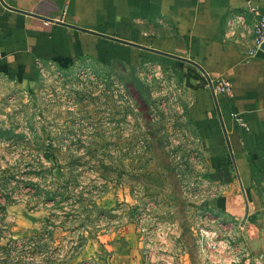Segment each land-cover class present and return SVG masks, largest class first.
Returning <instances> with one entry per match:
<instances>
[{
	"label": "rangeland",
	"instance_id": "374dc122",
	"mask_svg": "<svg viewBox=\"0 0 264 264\" xmlns=\"http://www.w3.org/2000/svg\"><path fill=\"white\" fill-rule=\"evenodd\" d=\"M193 96L187 77L155 65H51L32 90L0 81V184L14 178L6 222L18 242L10 264H109L124 219L144 228L147 244L211 222ZM26 179L61 207L38 208ZM44 232L41 244L28 242ZM86 238L94 243L82 259Z\"/></svg>",
	"mask_w": 264,
	"mask_h": 264
},
{
	"label": "crops",
	"instance_id": "0c3cea01",
	"mask_svg": "<svg viewBox=\"0 0 264 264\" xmlns=\"http://www.w3.org/2000/svg\"><path fill=\"white\" fill-rule=\"evenodd\" d=\"M263 23L264 0L0 2L2 83L32 90L44 68L81 61L155 65L189 80L194 96L188 119L209 168L206 210L213 219L187 225L189 230L177 236L163 232L149 244L144 228L124 219L109 264H264V52L257 47ZM99 35L192 60L213 85L228 82L232 94L217 99L232 151L207 78L197 68ZM206 226L231 244V252L219 260H208L198 244L197 232ZM115 235H105L108 245ZM84 242L82 259L93 248L92 239Z\"/></svg>",
	"mask_w": 264,
	"mask_h": 264
},
{
	"label": "trees",
	"instance_id": "16d2710c",
	"mask_svg": "<svg viewBox=\"0 0 264 264\" xmlns=\"http://www.w3.org/2000/svg\"><path fill=\"white\" fill-rule=\"evenodd\" d=\"M40 167L43 168L42 164L39 165ZM35 169V167L33 168ZM14 178H7L5 184H0V243L3 240L8 241L7 244L5 246H0V253L3 254L5 260L2 261V263L0 264H10V259H12V256L14 254V252L17 251L18 247L16 246L18 244L17 241L12 240L11 236H10V225L7 224L6 219H7V208L8 206L12 205L15 201L12 200V196L9 194V189L12 187V182H13ZM2 181H0L1 183ZM26 182V183H25ZM23 184H25V187H29V188H36L37 190V194H35L34 196L38 199L37 202V206L39 208V206L47 208L48 204L52 203L53 207H55V209H59L61 206L60 204L62 203V201H60L58 199V196L56 195H52L49 192H45L44 189H46L48 186H45L44 189L40 188V183L35 185L33 184L30 180H23ZM37 186V187H36ZM31 194V191L29 193ZM43 195V196H42ZM33 196V197H34ZM30 202V201H29ZM70 217V216H67ZM57 219V218H54ZM53 223H56V220H52ZM54 228H57L58 226L56 224H53ZM48 234H50L51 232H47ZM45 232L42 233L41 236L37 237L36 240L34 239H29L28 242H33L36 244H41V242H43V239H45ZM44 247V245H43Z\"/></svg>",
	"mask_w": 264,
	"mask_h": 264
},
{
	"label": "built area",
	"instance_id": "2783aa9c",
	"mask_svg": "<svg viewBox=\"0 0 264 264\" xmlns=\"http://www.w3.org/2000/svg\"><path fill=\"white\" fill-rule=\"evenodd\" d=\"M257 47L260 49L262 42L264 41V23L257 31ZM216 95L232 94V86L225 80L218 81L213 85ZM197 240L200 248L206 254V258L221 259L225 254L231 252V244L229 240L220 233L219 230L206 226L199 228L197 232Z\"/></svg>",
	"mask_w": 264,
	"mask_h": 264
},
{
	"label": "water",
	"instance_id": "95a60500",
	"mask_svg": "<svg viewBox=\"0 0 264 264\" xmlns=\"http://www.w3.org/2000/svg\"><path fill=\"white\" fill-rule=\"evenodd\" d=\"M0 2L3 3V0H0ZM71 27V26H70ZM82 30V29H81ZM99 36H102L104 38H109L111 40H114V41H117V42H122V43H125V44H128V45H131V46H134V47H137V48H142V49H145V50H150V51H153L155 53H158V54H161V55H164V56H167V57H170V58H173V59H176V60H179V61H182L184 63H188L190 65H193L195 68H197L206 78H207V81L209 83V87H210V90H211V93L213 95V98H214V101H215V104H216V108L218 110V114H219V117H220V120L222 122V126H223V129H224V133L225 135L227 134L226 133V129H225V125H224V122H223V119H222V115H221V111H220V107H219V104H218V99H217V95L215 93V90H214V86H213V83H212V80L211 78L209 77L208 73L206 72V70L201 67L199 64H197L196 62L192 61V60H189V59H186V58H182L180 56H177V55H172V54H166V53H163V52H160V51H156V50H151V49H148V48H145V47H141V46H137V45H134V44H130V43H127V42H124V41H121V40H118V39H115V38H111V37H108V36H103V35H99ZM260 50L264 52V41L262 42L261 46H260ZM226 139L228 141V144H229V148L230 150L232 151L231 149V145L229 143V139H228V136L226 135Z\"/></svg>",
	"mask_w": 264,
	"mask_h": 264
}]
</instances>
